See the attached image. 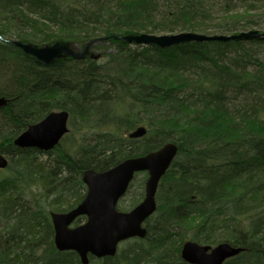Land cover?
<instances>
[{"label": "trees", "instance_id": "1", "mask_svg": "<svg viewBox=\"0 0 264 264\" xmlns=\"http://www.w3.org/2000/svg\"><path fill=\"white\" fill-rule=\"evenodd\" d=\"M214 11L219 13L213 17ZM264 28V0H0V33L38 45L104 35ZM264 38L186 42L167 48L108 38L97 59L43 64L0 42V264H81L53 244L50 211L82 200V171L106 170L173 142L144 238L89 264H187L181 244L228 242L244 250L223 264L264 260ZM53 110L69 131L49 151L14 138ZM142 129L141 135L134 132ZM140 177L138 190H131ZM138 173L117 208L143 198ZM84 217H78L76 223Z\"/></svg>", "mask_w": 264, "mask_h": 264}, {"label": "water", "instance_id": "2", "mask_svg": "<svg viewBox=\"0 0 264 264\" xmlns=\"http://www.w3.org/2000/svg\"><path fill=\"white\" fill-rule=\"evenodd\" d=\"M254 37L264 38V32L258 29L240 31L233 34H204L192 31L176 33H140L113 36L129 44L154 45L167 48L186 42H210L241 40ZM0 39L2 36L0 35ZM105 37L92 39L83 47H77L72 41L57 40L52 43L37 45L20 40L8 41L31 55L43 64L66 57L82 59L85 56L97 59L99 54L90 51V47ZM5 97L0 96V107L6 104ZM69 114L65 110L50 111L38 122L29 124L13 140L19 148H35L40 151L52 150L61 138L69 131ZM142 129L134 132L141 135ZM178 152L173 142H166L154 151L128 157L116 165L97 171L86 168L82 171V182L86 192L80 202L64 212L49 213L53 227V244L58 251H73L78 255L81 264H88L90 257L104 258L116 254L120 242L130 238H144L147 230L144 222L156 210V192L160 179L170 167ZM8 159L0 152V169L7 167ZM145 172L144 195L140 202L129 210L117 209V203L125 195L135 174ZM84 216L85 221L74 225L75 220ZM242 247L228 242L215 246L203 245L186 240L180 247V258L188 264H223L236 256ZM264 264V260H263Z\"/></svg>", "mask_w": 264, "mask_h": 264}, {"label": "rangeland", "instance_id": "3", "mask_svg": "<svg viewBox=\"0 0 264 264\" xmlns=\"http://www.w3.org/2000/svg\"><path fill=\"white\" fill-rule=\"evenodd\" d=\"M214 16L213 17H217V15L219 14V13H217V12H215L214 11ZM251 29H258V30H260V28H251ZM262 30H261V32H264V28H261ZM248 30H250V29H248ZM246 31V30H245ZM7 37V36H6ZM12 40H16V39H13L12 38ZM30 43H32V42H30ZM74 44H76L75 42H73ZM35 44V43H34ZM48 44V43H47ZM38 45V44H37ZM43 45V44H42ZM96 45H98V43H96V44H94V45H92L91 47H90V51H92V52H94V53H96V54H99L100 55V50H98L95 46ZM76 46L77 47H81V46H78L77 44H76ZM252 48H254L255 50H256V52H257V56L259 57V59H261L262 61H264V43H257V44H252ZM0 170H2V169H0ZM138 180H140V177L138 178H136L135 179V181H134V184H133V188L131 189V190H134V191H137L138 190V183H139V181ZM129 199H130V193H129V195H127V196H125L124 197V199H123V201L121 202V204H123V205H125V206H127L128 205V202H129ZM85 221V218H83V219H81V220H79L76 224H81V223H83ZM120 246H122V245H120ZM119 246V247H120Z\"/></svg>", "mask_w": 264, "mask_h": 264}, {"label": "bare ground", "instance_id": "4", "mask_svg": "<svg viewBox=\"0 0 264 264\" xmlns=\"http://www.w3.org/2000/svg\"><path fill=\"white\" fill-rule=\"evenodd\" d=\"M192 32H194V31H192ZM238 32H240V31H238ZM238 32H235V33H238ZM140 33H144V32H131V33H126V34H119V35H115V34H112V35H104V36H98V37H94V38H92V39H95V38H99V37H105V39H103V40H101V41H99L98 43H103V42H105L108 38H111V39H113V40H119V39H115V38H113V36H122V35H127V34H140ZM145 33H147V32H145ZM199 33V32H198ZM161 34V33H160ZM0 35L2 36V39H0V42H3V43H6V44H9V45H12L11 43H9L8 41H10V40H12V38H9V37H6V36H4V35H2L1 33H0ZM208 35H212V34H208ZM92 39H90V40H92ZM17 40V39H16ZM90 40H88V41H90ZM55 41H57V40H55ZM63 41H72V40H63ZM87 41V42H88ZM120 41H122V42H124V43H127V42H125L124 40H120ZM72 42H74V41H72ZM127 44H129V43H127ZM85 45V44H84ZM83 45V46H84ZM130 45H134V46H145V45H137V44H134V43H132V44H130ZM178 45V44H177ZM12 46H14V45H12ZM83 46H81V47H83ZM147 46V45H146ZM16 47V46H15ZM18 48V47H17ZM20 49V48H19ZM21 50V49H20ZM22 51V50H21ZM23 52V51H22ZM24 53V52H23ZM25 54V53H24ZM28 55V54H27ZM31 56V55H30ZM67 58V57H66ZM19 135V134H18ZM171 166V165H170ZM169 169V168H168ZM167 169V170H168ZM167 170H166V172H167ZM165 172V173H166ZM164 176V175H163ZM146 228V227H145ZM243 248V247H242ZM243 250H244V248H243Z\"/></svg>", "mask_w": 264, "mask_h": 264}]
</instances>
